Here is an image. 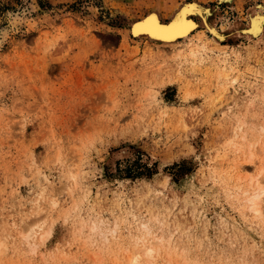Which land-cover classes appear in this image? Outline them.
I'll return each mask as SVG.
<instances>
[{"label": "rangeland", "instance_id": "1", "mask_svg": "<svg viewBox=\"0 0 264 264\" xmlns=\"http://www.w3.org/2000/svg\"><path fill=\"white\" fill-rule=\"evenodd\" d=\"M6 1L0 264H264V0ZM195 1L225 40L132 32Z\"/></svg>", "mask_w": 264, "mask_h": 264}, {"label": "bare ground", "instance_id": "2", "mask_svg": "<svg viewBox=\"0 0 264 264\" xmlns=\"http://www.w3.org/2000/svg\"><path fill=\"white\" fill-rule=\"evenodd\" d=\"M231 1L232 0H220L221 3L231 2ZM212 14L214 13H212L211 8L199 2L195 1L191 3H186L174 14V16L169 22H163L160 20L158 14L151 13L142 20L135 22L132 25V32L136 36L144 35L151 40H156L168 44V43L176 42L181 38L188 37L191 31L197 28L201 23L206 28V30L209 33H211L212 39L214 41H218V42L223 41L227 37V34L225 33V29L222 30L218 28L217 25L214 22H212L213 19ZM195 18H198L200 22L195 21ZM263 28H264V14L262 12H256L255 14H251V18L249 20L248 26L243 27L241 29L237 28L235 32H237V34H245L248 37H257L263 31ZM261 168L262 169L259 171L256 178L258 184L264 181V175L262 176V174L264 173V169L263 167ZM248 188L250 187H247V190L246 189L244 190L245 191L244 193L248 194V197L246 198V202L248 203V206L252 211L261 214L263 210V202H264L263 201L264 188L261 185H257L258 190L252 193L251 191L253 190L251 189V191L249 192ZM152 252H153L152 247L147 246L143 249V253L145 255H150ZM142 262L139 261L138 256L131 257L130 260L131 264H143Z\"/></svg>", "mask_w": 264, "mask_h": 264}, {"label": "trees", "instance_id": "3", "mask_svg": "<svg viewBox=\"0 0 264 264\" xmlns=\"http://www.w3.org/2000/svg\"><path fill=\"white\" fill-rule=\"evenodd\" d=\"M39 5L42 7L50 6V3L47 0H38ZM23 0H7L6 2H1L2 10L14 9L15 4H22Z\"/></svg>", "mask_w": 264, "mask_h": 264}]
</instances>
